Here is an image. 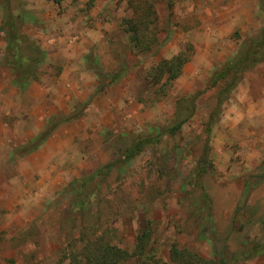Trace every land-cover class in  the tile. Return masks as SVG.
<instances>
[{
	"label": "rangeland",
	"instance_id": "374dc122",
	"mask_svg": "<svg viewBox=\"0 0 264 264\" xmlns=\"http://www.w3.org/2000/svg\"><path fill=\"white\" fill-rule=\"evenodd\" d=\"M252 49L264 0H0V264L141 233L147 264H264V59L234 64Z\"/></svg>",
	"mask_w": 264,
	"mask_h": 264
},
{
	"label": "trees",
	"instance_id": "16d2710c",
	"mask_svg": "<svg viewBox=\"0 0 264 264\" xmlns=\"http://www.w3.org/2000/svg\"><path fill=\"white\" fill-rule=\"evenodd\" d=\"M55 3H59L61 0H52ZM137 16V21L134 20V22H131V25H127V30L128 31H133V24H136L137 26L140 25V27H142V22L140 17ZM4 31V28H1ZM141 30H143V27L141 28ZM263 43V42H262ZM12 46V43H10V47ZM15 46V44L13 45ZM31 48V47H29ZM29 48H27L26 50L30 51ZM25 49V48H24ZM23 47L20 46V44H16L15 49H14V53H12L13 56V61L16 64L15 66L17 67V69L19 70V73L23 76L27 75L29 70L27 69V61H29L28 58L23 57ZM256 49H252L246 52L245 50V55L242 56L241 58H239L240 61H236L234 64L236 66V71H240L239 67H237V63L239 62H245L247 61V59H249L248 61V65L245 67V69L247 67H249L250 65H253L254 63L261 61L262 59H264V50L263 54L258 55L256 51H254ZM181 53L182 52H178L176 55L172 56L171 58L168 59H162L161 61H159L157 64L153 65L150 67L149 69V75L151 74L152 76L150 77L151 79L153 78H159L164 72L163 71H167V78H174L177 76L178 74V67L181 65V62L185 60V58L181 57ZM233 64V63H231ZM178 68V69H173L172 67ZM240 66V65H239ZM224 73V69L221 68L220 70L216 71L213 74V79L212 81L215 82L216 80L220 79L223 76ZM116 76H114L113 78H115ZM25 82H23L24 84ZM179 124H175L174 127H178ZM173 127V128H174ZM172 128V129H173ZM169 130L171 128H168ZM148 139H139L137 141H134L129 147L125 148L124 151H122L120 153V157L121 160H128L131 157H133L134 155H136L141 148L143 147V145L148 144L149 140ZM146 231V230H144ZM147 237L144 233L138 234L135 237V244L133 246V248H131L130 250L121 248L118 246V244H107L106 242L101 243L100 241L95 242L90 248H86L85 250H83V264H128L130 259H136V264H147V261L149 260L150 257L146 254V252L144 251V245L147 243ZM181 250V251H177L175 248H170L169 249V257L170 260L174 262V264H178V262H181L182 264H189L188 260H182L183 259V255H185ZM186 255H188V258H192V262L193 263H197V264H204L207 263V261L202 260L200 257H198L197 254L191 252L190 254H188V252L186 253ZM57 264V263H56ZM58 264H79L78 259L75 256H72L69 258L67 263H61L59 262Z\"/></svg>",
	"mask_w": 264,
	"mask_h": 264
}]
</instances>
